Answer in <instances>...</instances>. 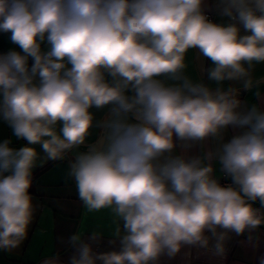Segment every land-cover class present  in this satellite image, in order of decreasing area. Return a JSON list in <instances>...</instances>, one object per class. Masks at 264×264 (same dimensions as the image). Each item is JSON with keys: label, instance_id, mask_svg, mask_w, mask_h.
<instances>
[{"label": "clouds", "instance_id": "obj_1", "mask_svg": "<svg viewBox=\"0 0 264 264\" xmlns=\"http://www.w3.org/2000/svg\"><path fill=\"white\" fill-rule=\"evenodd\" d=\"M216 7L227 22L204 0H0V33L19 48L0 53V120L26 141H0V250L27 238L34 169L66 157L83 207L108 210L109 243L119 241L98 252L100 232L76 231L67 264H159L210 239L224 256L229 233L264 224V109L239 98L264 83L252 75L264 63V0ZM192 49L211 61L215 88L186 75ZM230 127L239 131L225 142ZM209 138L214 148L187 154Z\"/></svg>", "mask_w": 264, "mask_h": 264}, {"label": "crops", "instance_id": "obj_2", "mask_svg": "<svg viewBox=\"0 0 264 264\" xmlns=\"http://www.w3.org/2000/svg\"><path fill=\"white\" fill-rule=\"evenodd\" d=\"M217 3L218 0H204L205 10L215 12L214 22H227V18L218 14ZM9 37L10 34L0 33V53H5L10 49L19 51L18 46L12 44ZM29 63L31 64L32 61L30 60ZM186 63L188 65L185 70L186 75L194 81L202 80L211 87H216L214 82L207 79L206 70L211 66V61L203 57L198 49L189 50ZM252 75L254 78L264 81V63L256 64ZM229 85L240 87L241 82L225 81L223 86L226 88ZM257 90H259L260 96L255 95ZM239 98L245 107L255 103L264 109V83H261L258 89L254 87L250 91H244L241 88ZM93 111L99 118L106 110L93 109ZM237 131L239 130L228 128L224 133V141L229 140ZM96 136L97 131L94 130L89 140H94ZM4 139H11L12 146L17 148L26 143V141L17 140L12 135V130L7 123L0 120V141ZM216 143L214 138H209L203 142V145H194L187 154L199 156L202 151L214 148ZM35 147L39 152V145ZM80 150L84 151L86 148L82 146ZM181 152L180 147L175 149V154ZM73 154L69 153V157ZM50 162L52 161L35 168L33 172V185L30 188V193L36 208L27 238L12 251L0 250V264H41L43 259L55 253H59L62 264H67L68 258L73 252L67 244V239L76 231H81L82 238L85 240L92 231L100 232L103 235L102 239L93 245L95 251L106 252L119 249L118 240L115 244L109 243L113 239L111 232L114 228L110 212L101 210L89 213L78 199L75 181L68 175V158L54 161L51 164ZM214 164L213 175L221 178L224 173L219 164L215 162ZM253 206L260 208L258 201ZM213 243L214 240L210 239L208 248L184 246L172 258L167 255L162 256L159 264H259L260 258L264 256V224L251 232L246 231L242 235L229 233V238L225 241L224 256L213 254L211 250Z\"/></svg>", "mask_w": 264, "mask_h": 264}, {"label": "built area", "instance_id": "obj_3", "mask_svg": "<svg viewBox=\"0 0 264 264\" xmlns=\"http://www.w3.org/2000/svg\"><path fill=\"white\" fill-rule=\"evenodd\" d=\"M206 14L209 16L211 20H213L215 16V12L213 10H205ZM221 185H229L232 184V181L230 180L229 176L224 174L221 178H218Z\"/></svg>", "mask_w": 264, "mask_h": 264}, {"label": "trees", "instance_id": "obj_4", "mask_svg": "<svg viewBox=\"0 0 264 264\" xmlns=\"http://www.w3.org/2000/svg\"><path fill=\"white\" fill-rule=\"evenodd\" d=\"M53 162H54V161L50 162V164L53 163ZM50 164H49V165H50ZM38 171H40V170H38ZM38 171H36V173H38ZM34 175H35V174H34Z\"/></svg>", "mask_w": 264, "mask_h": 264}]
</instances>
